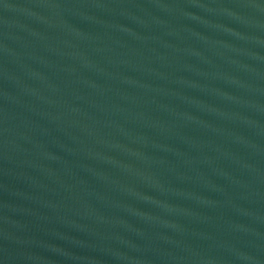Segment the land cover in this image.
Here are the masks:
<instances>
[{
  "label": "water",
  "instance_id": "obj_1",
  "mask_svg": "<svg viewBox=\"0 0 264 264\" xmlns=\"http://www.w3.org/2000/svg\"><path fill=\"white\" fill-rule=\"evenodd\" d=\"M0 264H264V0H0Z\"/></svg>",
  "mask_w": 264,
  "mask_h": 264
}]
</instances>
